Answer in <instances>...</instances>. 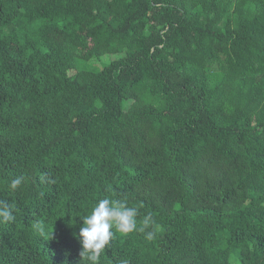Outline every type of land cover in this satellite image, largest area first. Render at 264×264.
I'll use <instances>...</instances> for the list:
<instances>
[{"label":"trees","instance_id":"trees-1","mask_svg":"<svg viewBox=\"0 0 264 264\" xmlns=\"http://www.w3.org/2000/svg\"><path fill=\"white\" fill-rule=\"evenodd\" d=\"M103 198L156 231L100 264H264V0H0V264H85Z\"/></svg>","mask_w":264,"mask_h":264},{"label":"clouds","instance_id":"clouds-1","mask_svg":"<svg viewBox=\"0 0 264 264\" xmlns=\"http://www.w3.org/2000/svg\"><path fill=\"white\" fill-rule=\"evenodd\" d=\"M21 184V177L12 179L9 189L14 191ZM137 216L138 209L128 206L126 201L99 199L89 214L81 216L83 224L77 238L82 246L80 251L82 261L85 264H100L102 253L110 247V241L117 233L127 235L139 231L145 233L148 240H152L156 230L152 227L154 221L151 214L145 215L139 226ZM14 220L12 209L8 205L0 204V223ZM150 228L152 230H148ZM33 230L36 234L43 236L46 234V225L38 221L33 224ZM117 264H129V261L120 259Z\"/></svg>","mask_w":264,"mask_h":264},{"label":"rangeland","instance_id":"rangeland-1","mask_svg":"<svg viewBox=\"0 0 264 264\" xmlns=\"http://www.w3.org/2000/svg\"><path fill=\"white\" fill-rule=\"evenodd\" d=\"M114 54H109V55H105L103 57H101L99 60H89L86 62H82L81 63V67L85 68V69H96L99 70L103 65H105L108 61H110V59L113 57ZM74 71H69V75L73 74Z\"/></svg>","mask_w":264,"mask_h":264}]
</instances>
